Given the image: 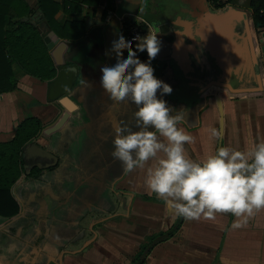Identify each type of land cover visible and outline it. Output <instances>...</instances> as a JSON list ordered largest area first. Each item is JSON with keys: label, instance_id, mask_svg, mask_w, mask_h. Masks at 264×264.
Returning <instances> with one entry per match:
<instances>
[{"label": "crops", "instance_id": "1", "mask_svg": "<svg viewBox=\"0 0 264 264\" xmlns=\"http://www.w3.org/2000/svg\"><path fill=\"white\" fill-rule=\"evenodd\" d=\"M28 1L35 9L33 20L45 31L44 40L50 31L58 35L53 49L47 44L57 72L40 78L14 62L19 85L0 93V141L13 138L17 124L30 115L39 116L45 128L23 147V171L12 187L20 211L0 216V221L26 219L36 200L41 205L34 232L38 245L49 230L45 216L50 206L42 194L60 200L58 191H68L65 198H75L66 201L65 217H55V222L70 226V235L52 239L66 245L46 264H137L142 255V264H264V208L239 228L231 227L235 217L230 212L184 218L166 236L179 214L146 185L155 158L144 168L125 172L111 155L114 126L124 122L136 127V105L109 97L99 84V64L115 58L110 38L121 29L116 17L107 20L108 9L144 20L149 26L144 34L155 29L149 22L160 15L167 59L159 77L172 85L171 93L163 94L167 102L188 114L180 122L193 136L185 143L188 155L199 159L222 144L251 150L264 140V25L255 20L250 0H98L82 3L80 10L55 0L60 5L55 18L62 28L75 19L85 21V34L78 39L44 26L38 0ZM74 54L79 70L73 90L65 94L67 100H50L48 83L58 74L57 58L70 64ZM85 78L92 84L81 83ZM212 127L221 130L220 137L210 135ZM78 225L85 228L80 232ZM154 239L158 241L145 253Z\"/></svg>", "mask_w": 264, "mask_h": 264}, {"label": "clouds", "instance_id": "2", "mask_svg": "<svg viewBox=\"0 0 264 264\" xmlns=\"http://www.w3.org/2000/svg\"><path fill=\"white\" fill-rule=\"evenodd\" d=\"M158 32L150 28L144 35L125 36L117 28L110 38L115 58L99 64V84L107 95L136 105V127L124 122L114 126L111 155L125 172L144 168L155 158V165L147 169L146 185L176 213L198 219L230 212L235 217L231 227L239 228L264 208V140L251 150L222 144L199 159L188 155L185 143L193 136L180 126L187 119L186 109L167 102L163 94L171 93L172 85L154 74L151 63L161 48ZM122 47L126 52L121 53ZM144 50L146 60L138 55ZM81 83L92 81L85 78ZM210 135L220 137L221 130L212 127Z\"/></svg>", "mask_w": 264, "mask_h": 264}, {"label": "trees", "instance_id": "3", "mask_svg": "<svg viewBox=\"0 0 264 264\" xmlns=\"http://www.w3.org/2000/svg\"><path fill=\"white\" fill-rule=\"evenodd\" d=\"M231 1V0H228ZM82 3L98 4V0H66L71 9H81ZM110 5V2H109ZM39 9L44 18V26L57 30L60 35L78 39L85 34V21L75 19L64 28L57 22L55 15L60 8L55 0H38ZM253 16L264 24V0H252ZM35 9L28 0H0V93L16 89L19 79L13 67L18 62L26 73L40 78H51L57 68L44 40L39 24L33 20ZM145 31L147 25L141 24ZM147 56V51L143 52ZM43 122L37 115H30L20 121L15 135L10 140L0 141V216L12 217L19 213L20 204L12 192V187L23 171V147L43 128ZM35 171H41L36 168ZM184 217L179 215L177 222L166 236L172 235L182 224ZM158 239L152 240L144 249L149 252ZM144 255L137 264L144 262Z\"/></svg>", "mask_w": 264, "mask_h": 264}, {"label": "rangeland", "instance_id": "4", "mask_svg": "<svg viewBox=\"0 0 264 264\" xmlns=\"http://www.w3.org/2000/svg\"><path fill=\"white\" fill-rule=\"evenodd\" d=\"M218 1L223 4L228 2V0H218ZM131 17L134 18L133 16ZM135 21H137V19ZM106 147L108 149L109 146ZM110 149L111 148L108 149V152L110 151ZM112 158L113 157L110 155L107 157V160H113ZM111 166H113V164L109 163L108 167ZM42 175L43 176L47 175L45 177L48 178L50 177L51 173L44 172ZM42 175L40 174L39 176ZM107 177L108 176H106V180ZM67 189L70 190V187ZM64 190L66 191V189ZM59 192L60 191H58V194L62 195L61 197H63L62 199L60 198L61 201L53 199L50 194H45V193L42 194V196L47 195L48 206H50L49 208L50 212L48 213V215L45 216L46 221L49 222L48 223L49 232L46 229L44 230V233H48V234L45 237H44L45 234H43V238H41V241H39L38 245L34 241L37 239L38 234L37 233L35 234L34 232L37 231L36 230L37 226H39L40 216L38 214V210H40L39 207L41 205L36 200H32L33 199L32 196L30 199L32 200L31 204L36 207L35 209H33V211H30V213L27 214L28 217L26 219L22 218L19 220L8 221V222L6 220L0 221V264H46L47 262H49V259L53 257V254L55 252L59 253L60 250L65 248L66 245L65 240L63 242L61 241L55 242V240L52 239L55 237H60L62 235L65 236V234L70 235L71 227L66 226L64 224H56L55 220L57 218L55 217H59V216L65 217L64 215L67 212L66 201L68 200L69 202H71L72 200H74L75 197L66 199L65 197H67L68 191L65 192V194ZM84 196L92 197V195L89 193H84ZM77 200L78 199L76 197L75 203H77ZM50 216H53L54 218L52 219L54 220L50 219ZM84 228L85 227L83 225H78V229L80 230V232ZM38 247L40 248L38 249Z\"/></svg>", "mask_w": 264, "mask_h": 264}, {"label": "water", "instance_id": "5", "mask_svg": "<svg viewBox=\"0 0 264 264\" xmlns=\"http://www.w3.org/2000/svg\"><path fill=\"white\" fill-rule=\"evenodd\" d=\"M251 4V0L249 1ZM117 19V17L115 18ZM119 23V20H116ZM154 28H159L160 32L157 33V35L161 39V48L157 55L152 59L151 63L154 66V74L159 77L162 69L165 66L166 63V55L165 54V47H164V40L166 38V34L164 33L163 29L161 28L160 23H158L157 19H154L149 22ZM258 25L262 26L261 22H257ZM264 25V24H263ZM58 40V35L54 31H50L45 36V41L47 42L49 48H52L55 46V42ZM264 50V49H263ZM76 54L71 55V60L73 61L70 64H65L64 58L59 56L57 58V62L60 63L58 68V74L57 76L51 80L48 83V98L50 100H67V97L65 94L70 93L73 90V87L76 83L78 70H79V63L77 62L75 58ZM264 57V55H263ZM142 60H145L144 58L140 57ZM45 128H43L44 130Z\"/></svg>", "mask_w": 264, "mask_h": 264}, {"label": "built area", "instance_id": "6", "mask_svg": "<svg viewBox=\"0 0 264 264\" xmlns=\"http://www.w3.org/2000/svg\"><path fill=\"white\" fill-rule=\"evenodd\" d=\"M115 17H117V19L119 20L121 30L124 32L125 36H135L138 33L140 35L144 34L145 31L141 27V24L145 22L144 20L135 21V20L130 19L127 15L117 14L113 9H108L107 20H112ZM132 43L134 45L136 43V41L133 40ZM123 49L126 50V48H123ZM144 51H141L138 53V55L142 58H143V52Z\"/></svg>", "mask_w": 264, "mask_h": 264}, {"label": "flooded vegetation", "instance_id": "7", "mask_svg": "<svg viewBox=\"0 0 264 264\" xmlns=\"http://www.w3.org/2000/svg\"><path fill=\"white\" fill-rule=\"evenodd\" d=\"M156 17H158L157 19H159V17H160V15L159 16H156ZM122 53V52H121ZM143 58L146 60L147 59V56H144L143 55ZM107 148V147H106ZM37 168V167H36ZM36 168H34L33 170H36Z\"/></svg>", "mask_w": 264, "mask_h": 264}]
</instances>
